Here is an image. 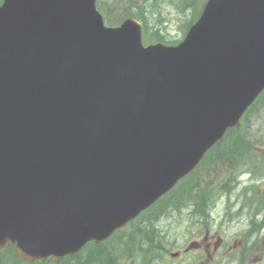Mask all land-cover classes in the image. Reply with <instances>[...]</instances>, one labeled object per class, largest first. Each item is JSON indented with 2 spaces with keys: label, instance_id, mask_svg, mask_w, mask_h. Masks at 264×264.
I'll use <instances>...</instances> for the list:
<instances>
[{
  "label": "water",
  "instance_id": "obj_1",
  "mask_svg": "<svg viewBox=\"0 0 264 264\" xmlns=\"http://www.w3.org/2000/svg\"><path fill=\"white\" fill-rule=\"evenodd\" d=\"M264 91V0H208L177 46L96 0L0 6V248L33 262L109 238Z\"/></svg>",
  "mask_w": 264,
  "mask_h": 264
},
{
  "label": "rangeland",
  "instance_id": "obj_2",
  "mask_svg": "<svg viewBox=\"0 0 264 264\" xmlns=\"http://www.w3.org/2000/svg\"><path fill=\"white\" fill-rule=\"evenodd\" d=\"M206 1L195 0L194 5L189 6L186 0H97V5L105 9L108 7L113 18L123 20L128 15L131 17L138 16V12L143 13L147 36L151 37V41L145 38L146 44H174L183 40L186 29L197 21ZM197 6L202 7L199 12L196 11L198 14L195 12L199 8ZM244 119L245 123L248 121V139L259 142V132L264 135V109L261 110L259 104ZM262 139V144H259V160L256 161L254 155L252 159H242L243 162L256 161L259 166H242L235 180H231L234 186L225 184L228 172L214 169L218 173L208 176L207 186L210 190L204 201L198 202L190 210L182 208L168 213L162 211L166 217L156 223V229L160 233L165 252L155 264H264V225L261 224L264 215L260 213L264 210ZM252 176L255 178L252 179ZM221 182L226 186L222 190L219 186ZM201 187L205 188L204 185ZM211 199L214 203L210 206L208 203ZM203 203L206 213L201 214ZM194 243L199 244L198 248L192 246ZM146 253L130 257L133 262L127 264H144L141 261L144 256L150 257V252ZM85 256L86 253H83L81 257ZM5 257L6 251L0 250L1 264H14L13 261L5 262ZM47 264H78V260L62 259L59 263L49 261Z\"/></svg>",
  "mask_w": 264,
  "mask_h": 264
},
{
  "label": "trees",
  "instance_id": "obj_3",
  "mask_svg": "<svg viewBox=\"0 0 264 264\" xmlns=\"http://www.w3.org/2000/svg\"><path fill=\"white\" fill-rule=\"evenodd\" d=\"M186 2V5L190 6L194 5L195 0H186ZM198 7L199 6H197V8ZM200 10L201 7L195 10V12H199ZM105 12L107 16V21L110 25L115 26L123 21V18H113L112 15H110V12ZM142 16H144L143 13L138 12L137 17L144 20ZM127 17H129V15L125 18ZM263 96L264 93L261 96L262 98L260 97L256 101V103L250 108L248 113L250 111L252 112L254 108H257L259 104L261 105V110L264 109ZM247 125L248 121H246L245 123L244 119L240 127L230 130L227 133L225 140L215 146L206 155L204 161L199 166V169L193 176L190 177V180H184L176 191H174L165 200L161 201L163 204L159 202L160 204H156V206H153L146 213H144L141 219L132 222L129 228L118 231L109 240L100 244L92 243L88 245L81 253L75 256L66 257L63 259V261H66L67 259H77L78 264H127L129 262H133L130 257L150 252V257L147 258L144 256L141 261L144 262V264L157 263V261L162 259V254H164L165 252V247L161 239L159 238L160 233L156 229V223L161 218V216L164 215V212L168 213L170 211L169 209H180L184 206V204L192 202V200H195V206H197L198 202L204 201L207 194L209 193V190L200 189L198 192H196L195 188L201 186V179L206 180L209 175V171L212 173L214 168H220L225 172H228L229 175L227 176L226 182L228 183V185L234 186L231 180H235L237 171L242 166L251 168L259 166V164H256V161L259 160L260 156L258 148L259 144L261 143V140H263L262 138H264V135L263 133L259 132V142L248 139L247 134H249V131L247 130ZM262 135L263 137H261ZM253 155L255 156V163L243 162V157L252 159ZM216 165L217 167H215ZM191 180H194V184L192 186ZM213 203L214 202L211 199L208 205L210 204L211 206L213 205ZM204 212L205 203H203L201 206V214H203ZM207 214L209 215L208 208ZM5 251V262L13 261L14 264H25L16 255L15 250L13 248H5ZM83 253H86V256L84 258L81 257ZM49 261L50 260H48L47 263ZM47 263L44 262L38 264Z\"/></svg>",
  "mask_w": 264,
  "mask_h": 264
}]
</instances>
